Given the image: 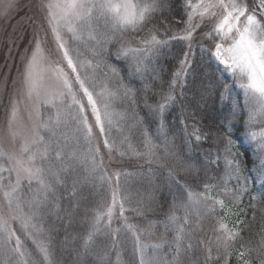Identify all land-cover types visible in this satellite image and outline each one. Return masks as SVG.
Instances as JSON below:
<instances>
[{
	"label": "rangeland",
	"instance_id": "374dc122",
	"mask_svg": "<svg viewBox=\"0 0 264 264\" xmlns=\"http://www.w3.org/2000/svg\"><path fill=\"white\" fill-rule=\"evenodd\" d=\"M187 8L178 34L183 55L174 81L189 69L194 47L212 54L215 44H224L235 63L223 69V75L236 83L248 121L256 126L241 136L261 152L264 0H188ZM147 11L146 4L136 0H0V264H28L21 234L45 255V240L50 237L42 227L41 207L56 186L75 183L64 176L74 169L84 172V181L94 191L99 181L106 188L104 201L92 206L87 239L101 234L114 241L119 234H128L136 261L149 264L145 251L154 244L140 241L116 196L123 168L107 125L119 120L115 101L126 91L115 89L111 67L104 74L101 67L106 45L113 44L118 59L129 55L135 69L146 53L157 50V39L126 37ZM124 142L118 144L120 149ZM127 146L125 142L123 149ZM159 159H166L164 150ZM211 189L197 198L191 195V209L210 212L214 220L209 240L216 237L229 245L236 236L238 212L230 201L213 197ZM56 215L53 210L51 217ZM186 217L183 222L174 215L168 218L179 222L178 233L172 227L175 238ZM238 256L241 264H261Z\"/></svg>",
	"mask_w": 264,
	"mask_h": 264
},
{
	"label": "trees",
	"instance_id": "16d2710c",
	"mask_svg": "<svg viewBox=\"0 0 264 264\" xmlns=\"http://www.w3.org/2000/svg\"><path fill=\"white\" fill-rule=\"evenodd\" d=\"M136 1L146 4L148 11L126 37L157 39V50L146 53L135 69L129 55L118 59L113 44L106 45L101 62L103 74L110 67L114 70L115 89L126 91L115 101L119 120L107 125L123 168L116 196L125 206V216L140 241L154 244L145 251L149 264H241L238 253L244 260L264 264V149L256 152L241 136L256 126L248 121L236 83L225 78L210 51L196 47L189 69L174 81L183 55L178 34L187 19L188 0ZM122 141L128 143L126 149L125 142L118 147ZM163 150L166 159L160 160ZM64 176L75 183L56 186L41 207L42 227L50 237L45 255L21 234L28 264H139L128 234L114 241L101 234L87 239L92 206L106 196L104 184L99 181L94 191L84 181V172L76 169ZM208 188L238 212L236 236L229 245L216 237L209 240L214 220L210 212L191 209L189 197L197 198ZM171 215L179 220L187 216L177 238L172 227L177 232L179 222L168 220Z\"/></svg>",
	"mask_w": 264,
	"mask_h": 264
},
{
	"label": "water",
	"instance_id": "95a60500",
	"mask_svg": "<svg viewBox=\"0 0 264 264\" xmlns=\"http://www.w3.org/2000/svg\"><path fill=\"white\" fill-rule=\"evenodd\" d=\"M213 54L219 64L224 68H230L235 63L232 52L222 43H217L213 47Z\"/></svg>",
	"mask_w": 264,
	"mask_h": 264
}]
</instances>
